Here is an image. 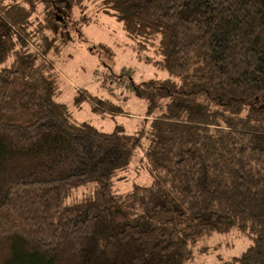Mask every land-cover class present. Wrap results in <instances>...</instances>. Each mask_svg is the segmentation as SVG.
Here are the masks:
<instances>
[{"label":"trees","instance_id":"1","mask_svg":"<svg viewBox=\"0 0 264 264\" xmlns=\"http://www.w3.org/2000/svg\"><path fill=\"white\" fill-rule=\"evenodd\" d=\"M88 4L165 72L131 86L134 134L59 101L47 55ZM138 151L151 179L119 192ZM233 230L250 244L219 263L264 264V0H0V264H188Z\"/></svg>","mask_w":264,"mask_h":264},{"label":"rangeland","instance_id":"2","mask_svg":"<svg viewBox=\"0 0 264 264\" xmlns=\"http://www.w3.org/2000/svg\"><path fill=\"white\" fill-rule=\"evenodd\" d=\"M40 11L41 8L32 17V28L42 20ZM84 15L87 25L57 32L55 43L62 45L61 52L47 55L59 75V101L67 106L77 122L89 123L101 132H112L122 126L128 134H134L141 126L145 104L135 97L131 86L163 77L165 72L138 58L121 23L91 4L87 5ZM79 16L75 11L76 19ZM145 53L159 59L152 48ZM91 96L112 102L120 111L105 116L95 112ZM121 177L115 185L119 192L131 190L136 183L150 181L142 151L136 153ZM249 244L250 241L235 230L218 232L207 241V249L197 252L188 264H220L238 256Z\"/></svg>","mask_w":264,"mask_h":264}]
</instances>
